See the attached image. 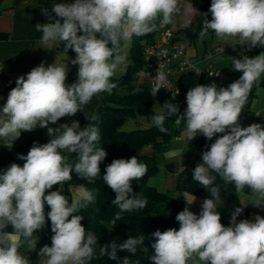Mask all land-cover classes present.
<instances>
[{"label":"clouds","instance_id":"obj_1","mask_svg":"<svg viewBox=\"0 0 264 264\" xmlns=\"http://www.w3.org/2000/svg\"><path fill=\"white\" fill-rule=\"evenodd\" d=\"M176 10L177 0H75L53 5L52 12L59 18L55 22L35 25V30L42 33L45 49H52L59 41L66 50L76 53L71 64L79 66L78 79L70 85L66 83L67 63L54 62L46 67L41 62L26 78L21 75L16 79V86L0 109V138L11 145L22 131L38 127L46 128L51 137L45 144L34 142L26 156L18 155L25 161L23 166L12 163L0 174V264H30L18 251L20 237L28 240L33 250L36 248L38 237L34 232L45 226V203L50 208L47 218L54 233L51 246L45 245L39 251L40 257L47 258L45 264H88L93 258L97 236L93 232L86 234L83 216L75 213L95 203L96 190L77 185L70 202L61 190L45 193L54 185L71 181L73 171L82 179L94 180L100 175V164L107 152L97 147L100 132L93 124L83 128L78 121L57 128L49 124L84 111L92 97L101 92L111 94L117 84L110 78L127 63V55L122 53L133 35L155 31L154 21L160 16L163 24L171 23ZM208 11L212 19L203 22L201 38L211 29L220 38L238 37L248 50L264 48V0H211ZM42 13L50 21L53 19L46 8ZM80 32L83 34L78 35ZM231 65L233 71L243 73L238 80L227 87L212 83L190 88L183 115L179 114L178 104L168 101L153 115L161 132H167L166 117L176 116L177 125L186 121L189 139L203 134L211 141L216 134H223L206 145L202 162L193 170V180L212 198L203 201L198 215L188 207L180 211L175 217L179 230L169 228L151 234L155 238L151 244L155 252L150 257L153 264H189L194 256L200 264H264V217L256 215L254 221L237 222L243 208L236 207L226 227L217 211L220 196L219 187L213 186V172L226 183H234L237 192L248 187L264 197V125L242 127L239 123L254 83L264 74V52L252 58L232 57ZM167 83L165 73L157 72L150 95L155 97ZM141 91L135 88L133 94ZM64 152L77 153L75 162H70ZM147 171V165L136 156L113 159L106 166L103 181L115 192L112 204L120 210L111 221L113 225L122 213L146 207L147 199L133 192L132 181L141 179ZM8 226L13 231H4ZM145 239L141 234L119 245L113 240L101 247L100 255L116 260L118 249L135 255ZM120 264L133 262L125 257Z\"/></svg>","mask_w":264,"mask_h":264},{"label":"trees","instance_id":"obj_2","mask_svg":"<svg viewBox=\"0 0 264 264\" xmlns=\"http://www.w3.org/2000/svg\"><path fill=\"white\" fill-rule=\"evenodd\" d=\"M192 3L201 12L200 24L196 33H193L190 29H184L182 31L185 35H178L179 38L194 39L203 30L205 19L209 21L212 19V15L208 11L211 6V0H192ZM156 22L157 19L154 23ZM210 31L212 30L209 29L208 32ZM154 32L142 36L133 35L129 47L132 62L123 74L110 78L111 82L117 84L111 94L107 92L98 94L100 105L96 108L93 117L88 123L98 127L100 140L97 147H102L107 152V156L100 164V175L94 180H87L83 184L89 190H96L95 203L88 205L87 208L78 210L75 214L83 216L84 219L81 223L87 232L96 234V246L99 250L113 240L119 245L129 237H138L141 234L146 237L144 244L137 247L135 255L118 249L116 260L110 259L107 255H100L97 264H120V261L125 257H128L133 264H136L137 261L139 264H153L150 259L151 256L145 252V247L151 246L155 242V238L151 234L156 230L161 232L169 228L179 230L180 224L175 217L186 206L182 193H189L203 200L212 198L207 189L193 180V170L198 163L202 162V153L208 150L206 145L210 146L215 139L223 134H216L211 141L207 140L203 134H198L193 140L186 138L187 147L193 156L191 159L183 160L180 163L175 189L178 194L175 196L170 192L158 191L155 187L146 184L147 178L156 172L157 167L153 156L143 153L142 148L149 142L168 140L171 136L177 135L179 130L178 125L175 123L176 116L166 117L164 127L167 132H161L155 124H149V122L146 123L147 126H138L129 131L121 129L124 121L128 118H135L138 115L148 117L154 102L160 108L157 114L163 109V104L166 101L176 104L180 103L177 97L162 89L153 97L150 95L152 86L137 82L139 70L143 66L141 57L142 46L151 40ZM109 47H111L110 43ZM242 74V72L236 73L234 81L238 80ZM135 88H141L142 91L133 94ZM258 88H264V74H261L259 80L254 83L244 107L250 103ZM77 116L80 120L81 128L88 125L84 124V116L81 112H78ZM133 156H136L140 162L146 164L148 168L144 177L132 181L133 192L142 198H146L147 205L140 210L122 213L121 219L116 221V225H113L111 221L120 210L112 204L116 194L104 183L103 175L105 174L106 166L113 159H130ZM211 174L216 176L213 186L219 187L220 199L216 203L217 211L221 215V223L226 227L230 226L231 214L236 207L243 208L241 215L237 219H246L249 211L240 203L234 183H226L214 172ZM243 190L247 191L249 188L245 187Z\"/></svg>","mask_w":264,"mask_h":264},{"label":"crops","instance_id":"obj_3","mask_svg":"<svg viewBox=\"0 0 264 264\" xmlns=\"http://www.w3.org/2000/svg\"><path fill=\"white\" fill-rule=\"evenodd\" d=\"M74 2L75 0H0V109L6 102L10 90L16 86V79L21 75L26 78V74L33 67L39 66L41 62H44L46 67L54 62L57 64L67 63L69 70L66 83L70 85L77 81L79 66L71 64V60L75 59L76 53L71 49L66 50L63 43L59 41L52 49H45V46L41 43L42 33L35 30L37 23L55 22L56 19H59L52 12L54 4ZM44 8L52 16L51 21L42 13ZM82 34V32L78 33V35ZM97 36L99 38V34ZM207 37H209L208 46L202 47L201 51L198 52L197 48L194 47L193 53L188 47L187 52L193 59L192 66L177 76V80L187 90L197 85H210L212 83H215L218 87H227L234 82L235 74L239 72L233 71L232 57L242 59L243 56L247 55L252 58L264 52L262 47L248 50L247 46H241L238 37L220 38L214 31L208 34ZM208 70H213L216 77H210L207 74ZM99 105L100 101L97 94L84 106V111H81L84 116V124L89 123ZM185 109L183 106L184 111ZM72 121H78L80 124L77 113L74 116L63 117L56 124H49V127L57 128L60 124L65 123L70 125ZM239 123L242 127H247L253 123L264 125V88H258L250 103L243 108ZM178 130L179 133L171 136L168 140H156L147 143L142 148V152L152 155L153 158L161 153L165 159L171 160L169 161L171 163L173 159H176L180 169V163L183 160L191 159L193 154L183 146V144H186V121H182L178 125ZM50 139L47 129L39 127L30 132L22 131L21 136L12 145L5 138H0V174L12 163L23 166L25 161L19 160L18 155L23 154L26 156L34 142L45 144ZM62 154L67 155L72 163L75 162L73 160H76L78 156L77 153L64 152ZM86 181L73 171L71 181L65 182L63 185H54L45 194L47 195L50 191L61 190V194L65 195L70 202L75 195L76 186L84 184ZM237 196L240 203L249 211L246 219L254 221L256 215L264 217V197H261L259 193L249 189L237 192ZM195 207L197 208V206ZM49 211L50 208L45 203L46 223L42 229L34 232V236L38 237L34 250L28 240L22 236L20 237L21 246L18 251L29 260L30 264H45L47 259L46 257H40L39 251L45 245L51 246V237L54 235L51 231V221L47 218V212ZM239 221L237 219V222ZM4 231L11 232L13 229L8 226ZM94 249V256L88 261V264H97L100 250L96 245H94Z\"/></svg>","mask_w":264,"mask_h":264},{"label":"rangeland","instance_id":"obj_4","mask_svg":"<svg viewBox=\"0 0 264 264\" xmlns=\"http://www.w3.org/2000/svg\"><path fill=\"white\" fill-rule=\"evenodd\" d=\"M201 21V12L192 3V0H177V10L173 14L172 22L170 23V28L172 31H174L177 35H185L182 30L184 29H190L193 31V33H196L197 28ZM213 31V30H212ZM212 31L207 32V34L201 38L200 35L195 37L194 39H187V38H181L185 43H187L188 47H190V51L194 53V47L197 48L198 52L201 51V48L205 45L208 46V40L209 37L208 34H210ZM123 46V43H122ZM130 43L127 48H124L122 54H126L128 61L125 65L119 66V68L116 70L114 76H119L123 74L127 68L128 65L132 62V58L130 56L129 51ZM179 106V114L183 115V105L181 103H178ZM159 106L157 103H153L149 116H135V118H128L124 121L121 129L125 131H129L136 127H142L147 126V122L149 124H154L153 122V115L157 114L159 111ZM185 149L187 150V144H183ZM171 160H167L163 157L161 153L157 154L154 157V162L156 164V172L154 174H151L146 181V184L148 186L155 187L158 191L161 192H170L174 194L175 196L178 194L175 192L176 186H177V174L179 172V165L177 163L176 159H173L172 163L169 162ZM182 197L184 199L185 204H188L187 202H193L192 204L197 206V208L201 211V205L203 203V199L191 195L189 193H182ZM195 197V198H194ZM195 199V200H194ZM145 252L153 256L154 251L151 246L145 247ZM189 264H200L198 261V258L194 256V259L189 261Z\"/></svg>","mask_w":264,"mask_h":264},{"label":"built area","instance_id":"obj_5","mask_svg":"<svg viewBox=\"0 0 264 264\" xmlns=\"http://www.w3.org/2000/svg\"><path fill=\"white\" fill-rule=\"evenodd\" d=\"M156 30L150 41L145 43L141 49L143 66L139 70L137 82L153 86L157 72L163 71L168 83L162 90L177 97L186 108L187 89L177 80V76L192 66L193 59L188 54V45L172 31L169 24L162 23V16L157 18ZM210 77H216L213 70H208ZM186 138L188 134L186 133ZM190 211L200 213L193 205H186ZM184 207V208H185Z\"/></svg>","mask_w":264,"mask_h":264},{"label":"water","instance_id":"obj_6","mask_svg":"<svg viewBox=\"0 0 264 264\" xmlns=\"http://www.w3.org/2000/svg\"><path fill=\"white\" fill-rule=\"evenodd\" d=\"M233 66V65H232ZM234 67V66H233Z\"/></svg>","mask_w":264,"mask_h":264}]
</instances>
